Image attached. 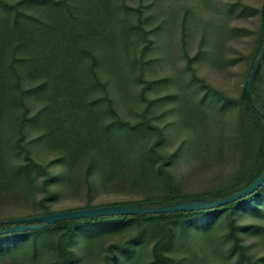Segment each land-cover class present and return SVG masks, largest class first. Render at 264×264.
<instances>
[{
  "label": "trees",
  "instance_id": "obj_1",
  "mask_svg": "<svg viewBox=\"0 0 264 264\" xmlns=\"http://www.w3.org/2000/svg\"><path fill=\"white\" fill-rule=\"evenodd\" d=\"M144 12L142 2L136 6L128 0H0V117L7 112L6 105L19 108L20 114L12 111L9 115L18 131L12 146L13 158L22 160L15 167L2 169L7 186L0 190V204L20 194L29 196L38 191L30 183L15 182L21 172L28 175L37 169L34 166L39 167L30 147L33 142H45L47 148L54 150H58L61 145L54 144V132L48 129L32 142L26 140L29 127L51 120L54 101L46 96V92L52 88L56 94L64 90V96H70L75 106L92 108L99 103H106V115L113 114L100 128L107 141L99 144L85 140L75 150L76 159H73L80 162L86 158L83 176L87 193L92 194L96 188L111 186L126 190L125 193L129 192L128 196L131 197L112 202H88L64 210L120 205L154 208L198 200H221L249 188L260 178L264 172V56L253 76L251 91L247 84L264 45V5L254 48L246 58L248 65L245 81L238 95L225 94L197 75L193 64L201 50L189 62L194 79L206 90L204 96L212 95L222 101V107L233 105L237 110L236 119L231 121L230 126L235 128L233 141L239 154L240 166L228 181L200 193L186 192L180 177L172 168L179 156L187 152L188 140L180 141L170 150L166 136L169 127L161 124L156 115V106L167 101L169 96L149 101L134 121L122 118L114 111L110 84L116 85L122 70L133 73L135 69H141L143 74L146 65L150 63L145 60L146 52L153 45L150 36L159 31L160 27L146 30L152 17L144 16ZM94 24L100 30L92 29ZM139 40H143L144 47L142 55L136 56L131 52V44L136 46ZM117 45H120L124 54L122 62L117 59L113 49ZM55 58L58 62H54ZM36 61L38 66L35 71H31L29 67ZM26 79L33 83L24 85ZM153 85L152 81H144L142 93L145 94ZM93 86L101 87L104 94L91 98V92L95 89ZM202 99L205 102L206 98ZM33 101H41V106L31 113L30 103ZM223 141L225 143V138ZM64 145L72 147L63 140ZM111 146L117 149L119 164L129 167L126 171H118L106 177V164L102 159L106 147ZM69 156L68 151H62L44 166V173L42 170L39 176V179H44V199L55 200L60 197V181L63 179L69 183V179L75 175L76 162L71 160L69 165ZM218 179L221 178H215ZM242 210L246 214H264V182L252 193L215 208L147 214H105L61 220L41 229L0 233V256H14V250L19 251L28 243L34 255H37L38 241L42 239L46 245L53 246L52 250L56 249L58 258L54 264H75L79 262L80 255L72 246L78 236H83L85 241L109 228L139 224L140 230L132 238L110 247L102 264H135L142 250L138 252L134 247L143 243L148 234L154 235L151 250L155 263L181 264L183 261L175 258L176 245L193 246V241L199 236L204 241L205 236L210 234L208 232L218 223L226 229L224 240L228 251L236 258V264L264 263V256H252L242 239L241 228L252 227L240 223ZM55 212L59 211L46 209L34 215ZM8 220L0 218V232L9 227ZM51 232L60 236L55 244L46 237Z\"/></svg>",
  "mask_w": 264,
  "mask_h": 264
},
{
  "label": "rangeland",
  "instance_id": "obj_2",
  "mask_svg": "<svg viewBox=\"0 0 264 264\" xmlns=\"http://www.w3.org/2000/svg\"><path fill=\"white\" fill-rule=\"evenodd\" d=\"M128 1L136 6L142 2L145 8L144 16L152 17L145 27L146 30L157 26L160 28L150 36L153 45L145 55V60L150 63L146 65L143 74L141 69H135L133 73L122 70L123 73L121 77L118 76L120 78L116 80V85L110 84L114 111L122 118L134 121L149 101L157 97L169 96L167 101L156 106V115L161 124L169 127L166 136L170 150H173L180 141L188 140L187 152L182 153L172 167L184 184L185 191L200 193L223 184L240 166L237 157L239 154L233 141L235 128L230 126L231 121L236 119L237 110L233 105L222 107V101L212 95L205 97L206 90L198 85L197 79H194L189 62L201 50L193 64L197 75L225 94L238 95L245 81L248 65L246 58L250 56L255 45L264 0ZM93 28L100 30L96 24ZM143 47V40L136 41V46L131 44V52L140 56ZM113 49L117 59H121L122 62L124 54L120 45ZM49 62H51L50 59ZM54 62L58 60L55 58ZM37 63L36 61L29 67L31 71L36 70ZM144 81L154 82L145 94L142 93ZM30 82L26 79L23 84L33 83ZM93 88L95 89L91 92V98L104 94L101 87L93 86ZM52 89L46 92V96L54 101V114L52 113L51 120L29 127L26 131V140L32 142L39 134L46 131L45 129H48L54 132V144L61 145L58 150L47 148L45 142H33L30 145L39 167L34 166L37 169L28 175L21 172L16 176L15 182L30 183L37 187L38 191L35 195L29 196L20 194L19 197L0 204V218L9 219L7 222L43 213L46 209L60 211L85 205L88 202H112L131 198L128 196L129 192L125 193L126 190L110 188L111 186L98 190L95 187L92 194L87 193L83 176L86 158H82L80 162L75 160V150L85 143V140L99 144L107 141L100 128L103 122L107 121V118L110 119L113 114L106 115V103H99L92 108L75 106L70 96H64V90H62L63 93L56 94ZM202 97L206 98L205 102H202ZM30 104L31 113H33L41 106V101H33ZM5 111L7 112L0 117V157L2 159L0 190L7 186L2 169L15 167L22 161L18 157L13 158L12 146L18 131L9 115L12 111L20 114V110L6 105ZM63 140L72 147L63 146ZM62 151L69 152V165L71 160L76 162V173L69 179V183L63 179L61 183L59 182L62 192L60 197L55 200L44 199V179H39V176L42 175V170L44 173V166ZM118 155L114 146L106 147L102 159L106 164L104 169L106 177L118 171H126L125 169L129 167L119 164ZM217 177L221 179L215 180ZM240 213L242 214L240 223L252 226L241 228L242 239L248 246L250 254L260 258L264 256V214L252 212L246 214L244 210ZM139 230V224H130L116 229L109 228L85 241L83 236H78L72 246L73 250L80 255L79 262L75 264H102L104 256L109 253L112 245L123 244ZM225 232V227L216 223L208 232L210 234L205 236L204 241L202 236H199L200 238L194 241L192 239L193 246L176 245L175 258L180 262L183 261L181 264H236V258L227 249L228 245L224 240ZM46 237L52 239L55 244L60 236L51 232ZM41 240L38 241L37 255H34V250L30 249L28 243L29 245L22 246V249L19 248V251L14 250V256H0V264H54L55 259L58 258L56 249L52 250V245H46ZM153 241L154 235L148 234L143 243L134 247L138 252L142 250L137 255L135 264H165L154 262L151 250ZM116 252H119V249H116ZM123 259L126 258L123 257Z\"/></svg>",
  "mask_w": 264,
  "mask_h": 264
},
{
  "label": "water",
  "instance_id": "obj_3",
  "mask_svg": "<svg viewBox=\"0 0 264 264\" xmlns=\"http://www.w3.org/2000/svg\"><path fill=\"white\" fill-rule=\"evenodd\" d=\"M263 56H264V45L248 79L247 88L249 91H251L253 76ZM263 182H264V172L262 173L260 178L249 188L240 191L234 194L233 196L221 200L201 201V202L192 201V202H187L173 206L154 207V208H143L137 205L90 207V208H80L73 210H64L52 214H41V215H34L28 217H21L9 221L8 222V224H10L9 227L2 230L0 233H11V232L28 230V229L29 230L41 229L44 228L46 225H54L56 222L61 220L90 218L105 214H147V213L176 212V211H184V210L215 208L252 193Z\"/></svg>",
  "mask_w": 264,
  "mask_h": 264
}]
</instances>
